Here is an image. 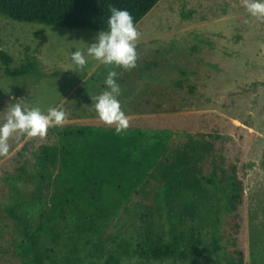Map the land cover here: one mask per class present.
I'll list each match as a JSON object with an SVG mask.
<instances>
[{
	"label": "rangeland",
	"instance_id": "1",
	"mask_svg": "<svg viewBox=\"0 0 264 264\" xmlns=\"http://www.w3.org/2000/svg\"><path fill=\"white\" fill-rule=\"evenodd\" d=\"M136 27L141 33L138 66L126 71L87 57L88 45L97 42L101 31L0 15V52L11 59L6 64L0 54V125L8 108L21 102L45 113L49 107L63 108L68 113L66 124L115 127L99 120L92 95L105 91L109 71H116L122 90L118 99L130 119L129 128L172 130L170 152L190 140L207 145L199 162L204 175L210 176L213 170L229 174V167L236 166L243 189L242 204L234 216L237 227L229 226L226 196L214 194L212 187L205 191V199L182 194L168 202L162 194H153L151 186L147 194H138L132 204L123 205L103 235L92 239L87 233L78 236L71 208L65 220L49 212L57 205L50 200L51 194H34V198L22 194L30 206L23 209L29 212L23 222L28 225L27 233L33 227L42 230L34 243L8 217H13L10 201L21 195L11 193L8 176H19L22 159L28 158L22 175L26 187L32 188L37 181L32 151L53 142L50 127L44 139L14 135L9 140V155L0 157V264H37L38 253L43 264L68 263L70 257L77 264L103 263L109 253L125 254L148 238L159 235L165 239L172 230L191 226L210 247L220 241L218 255L207 250L202 253L205 257L194 262L178 263L138 261L132 256L124 257L121 264H223L234 240L245 264H264V19L252 17L242 0H160ZM76 48L88 60L83 72L69 69ZM25 64L34 66L28 75L5 72L7 65L15 69ZM20 150L23 155L16 154ZM189 200L200 203L199 214L192 222L189 216L181 221L186 206L197 207ZM39 201L44 204L42 216L34 206ZM90 240L101 242L104 253L90 255L94 248Z\"/></svg>",
	"mask_w": 264,
	"mask_h": 264
},
{
	"label": "trees",
	"instance_id": "2",
	"mask_svg": "<svg viewBox=\"0 0 264 264\" xmlns=\"http://www.w3.org/2000/svg\"><path fill=\"white\" fill-rule=\"evenodd\" d=\"M159 1L0 0V15L18 21L102 31L108 27L106 21L111 15L110 5L128 10L136 25ZM0 54L8 64L10 57L2 51ZM33 69L32 64L15 69L7 65L5 72L9 76H24ZM172 132L163 128H128L126 132L117 134L115 127L91 124L51 127L49 133L53 142L32 151L37 162V166H33L37 181L32 188L26 187V179L22 175L27 170L28 158L22 159L24 161L17 170L19 176H8L11 178L8 182L11 193L21 194L10 201L12 210L9 209V213L13 217H8L16 221L21 228L20 233H27L28 225L25 226L23 222L29 212L23 209L27 210L30 206L29 200L24 201L22 194L32 198L34 194H51L50 200L57 205L53 210L49 208V212L65 220V212L71 208L72 219L74 217L77 222L78 236L87 233L92 239L93 236L103 235L123 205L132 204L133 198L138 194H147L151 186L153 194H162V199L168 202L173 198H180L182 194H191L192 199L197 196L205 199V191L212 187L214 194L226 196L224 211L229 214V226L237 227L234 216L242 204L243 189L236 166L229 167V174L223 172L219 175L218 171L213 170L210 176L204 175L199 162L203 160L207 145L190 140L183 148L170 152L168 139ZM22 151L16 154L23 155ZM40 201L34 206L42 216L45 210ZM134 204L137 206L139 202ZM190 204L197 207L194 206L193 209L186 206L180 217L181 221L189 216L191 218L187 220L192 222L199 214L200 203ZM17 212L22 218L16 217ZM147 218L149 217L142 219L145 221ZM0 225H3L1 217ZM41 231L33 227L32 232L27 235L35 243ZM89 242L94 246L89 252L90 255L104 253L101 242ZM235 242L236 240L234 244H229V258L223 264H245L244 254ZM211 246L195 227H182L172 230L165 239L159 235L148 238L144 243H138L131 252H112L103 263L89 261L88 264H121L124 257L132 256L138 257V261L161 263L173 260L178 263L179 260L190 259L194 262L199 256L205 257L202 253L207 250L218 255L220 241L215 240ZM41 259L42 255L38 253L37 264H43ZM72 259L70 257L68 263L59 264H77Z\"/></svg>",
	"mask_w": 264,
	"mask_h": 264
},
{
	"label": "clouds",
	"instance_id": "3",
	"mask_svg": "<svg viewBox=\"0 0 264 264\" xmlns=\"http://www.w3.org/2000/svg\"><path fill=\"white\" fill-rule=\"evenodd\" d=\"M242 4L252 17L264 19V0H242ZM109 11L107 30L98 34L97 42L88 45L87 57L105 66L131 71L138 66L137 44L141 33L128 10L110 5ZM71 61L73 66L69 69L79 72H83L88 63L85 52L79 48L72 52ZM117 76L116 71H109L105 79L106 90L92 95V104L99 120L107 126H115L116 133L121 134L128 130L130 119L118 99L122 90ZM67 122L68 113L63 108L49 107L45 113L39 107L29 108L21 102L15 103L8 108L5 122L0 125V157L9 155V140L14 135L44 139L50 127L62 128Z\"/></svg>",
	"mask_w": 264,
	"mask_h": 264
}]
</instances>
